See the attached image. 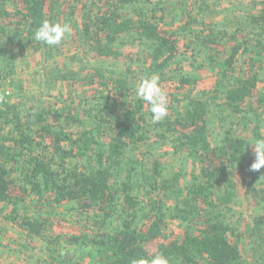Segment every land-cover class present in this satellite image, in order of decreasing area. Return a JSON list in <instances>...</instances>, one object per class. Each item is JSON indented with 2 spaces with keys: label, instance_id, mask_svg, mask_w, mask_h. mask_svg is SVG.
<instances>
[{
  "label": "trees",
  "instance_id": "obj_1",
  "mask_svg": "<svg viewBox=\"0 0 264 264\" xmlns=\"http://www.w3.org/2000/svg\"><path fill=\"white\" fill-rule=\"evenodd\" d=\"M61 1L11 0L12 16L0 6L2 81L11 77L16 48L24 52L30 44L48 59L61 51L64 41L48 46L32 39L44 20L60 22ZM80 1L81 33L101 54H112L122 37L131 36L145 56L144 76L158 74L165 81L176 74L183 87L197 81L196 70L211 69L217 78L212 94L208 102L191 95L174 97L173 102H185L183 111L153 123L149 105L136 96L130 65L106 67L85 77L73 70L57 75L94 85V93L81 99L79 107L64 102L39 108L29 97L11 101L6 98L12 91L2 96L0 84V216L30 240L45 238L51 223V211H26L30 199L46 202L52 211L70 207L88 218L90 231L49 235L53 238L47 255L41 256L43 264H88L85 257L92 264H130L133 258L157 253L170 264H264L259 213L251 216L245 233H238L229 221L240 189L256 198V186L264 184V167L249 170L254 161L249 144L264 137V92L258 89L257 74L252 75L264 50V0H255V12L239 29L243 36L230 35L234 43L227 51L217 49L222 36L192 29L196 17L191 16L181 26L191 37L184 43L193 56V71L187 72L179 59V31L162 23L161 0ZM195 1L205 13L213 0ZM3 15L10 19L5 21ZM240 57L249 67L245 80L238 77ZM211 116L225 126L229 123L217 146L209 138ZM236 116L252 124V139L235 133ZM152 132L163 137L175 155L183 154L181 160L191 165L185 173L188 179L147 155L154 148L146 139ZM260 197L255 212L264 208V190ZM170 220L182 227L176 236L164 233ZM245 234L251 242L249 258L247 247L240 244ZM160 240L154 250L149 248Z\"/></svg>",
  "mask_w": 264,
  "mask_h": 264
},
{
  "label": "rangeland",
  "instance_id": "obj_2",
  "mask_svg": "<svg viewBox=\"0 0 264 264\" xmlns=\"http://www.w3.org/2000/svg\"><path fill=\"white\" fill-rule=\"evenodd\" d=\"M161 1L164 7V11L161 12L163 13V25L179 31L181 46L179 59L180 63L183 64V72L193 71L191 66V60L193 59L192 53L184 47V43L191 39V37L187 33L189 31L188 29L181 28L191 16L195 15L194 17H196V20L190 24L192 29H205V31H213V33L222 36L217 49L222 50L225 47L227 51L231 44L234 43L230 35H235L238 32L240 36H243V32L239 29L244 27L243 25L247 22L249 13L255 12L256 9L254 7L255 0H213L210 9L205 13L198 11L195 0ZM81 4L80 0H62L59 3L57 19L60 23H70L72 32L66 36L61 51L57 53L56 57L48 59L44 51L37 50L30 44L27 45L24 52L16 48L14 63L11 68V77L9 81H3L1 84L2 96H6L5 89H10L12 95L6 99L11 101H19L22 98L29 97L34 102V105L39 108L50 106L51 104L60 105L64 102H76V106L79 107L78 104L81 99L89 97L94 93V85L82 81L73 83L70 80L71 78L67 80L56 78L57 75L60 76L64 71L67 73L69 70L76 71L80 77H85L88 73H93L98 70L104 71L106 67H124L130 65L131 69L134 70L135 85L139 82L145 74L143 71L147 65L145 56L139 50L137 42L131 36H124L120 39L119 47L112 54H101L100 50L94 48L93 43H87L83 32L81 33L83 30L80 10ZM0 6L12 16L15 5L11 0H0ZM7 17L9 16H2L5 21L10 19H7ZM25 42L27 43L26 38ZM259 60L260 67L255 69L252 75L257 74L259 77L258 89L264 92V50H262ZM3 69L4 66L0 62V71L2 72ZM195 73L198 77L197 81L183 87L180 85L178 75L176 74H170L166 76L167 79L165 81H160L161 86L168 93L169 104L173 103L168 108L169 116H174L178 112L183 111L185 105L183 101L182 103L178 101L173 102L174 97L178 100L182 99L184 95H191L195 99H205L207 101L208 96L212 94L213 86L217 79L214 71L201 67ZM248 74L249 67L245 62V57H243L238 63V77L245 80ZM18 84H21V86H18ZM147 110L149 111V108ZM262 112L263 123L261 130L264 134V106L262 107ZM149 116L151 118V112ZM238 119L239 116H236L235 123L233 124L235 125V133L252 139V124H246ZM219 121L218 118H213V116L209 120V138L215 146L220 143L222 132L229 126L228 122L225 126L223 122L220 123ZM5 130L7 131V129ZM146 137L149 143H154V148L147 155L159 158L169 165L171 172L178 171L184 174V180L188 179V175L185 173L191 165L188 161L181 160L183 154L175 155L171 145L163 137L157 136L154 132L148 134ZM240 175L243 176L242 173H238V176ZM240 181L242 180L240 179ZM263 190L264 184H258L256 186L258 197L254 198L252 194L245 192V188L240 189L237 203L234 207V213L229 220L234 222L238 228V233L240 231L245 233L248 230L253 214L259 213L258 217L264 222V208L255 212L258 206L257 201L262 202L260 196L263 195ZM34 199L29 200L26 208L27 212L36 215L40 213L47 214L51 211V223L47 227L46 237L39 240H30L21 232L17 225L11 224L2 218L1 215L0 264H43L41 256L47 255L49 251L48 246L51 245L49 240L53 238L49 236L50 234L65 236L87 232L92 228V223L88 218H84L85 216L79 211L69 209L70 207L67 208L65 206H60L56 211H52L46 202L41 205L35 202ZM163 229L165 234L176 236L181 232L182 227L179 221L170 220L168 225ZM161 241L151 244L149 248L154 250ZM250 243L247 235L240 241L243 248L247 247L244 250L249 251L248 255H246L248 258L250 256L249 254H251V250L249 249ZM26 244L29 245L28 248H25ZM85 261L88 264H92L89 258L85 257Z\"/></svg>",
  "mask_w": 264,
  "mask_h": 264
},
{
  "label": "clouds",
  "instance_id": "obj_3",
  "mask_svg": "<svg viewBox=\"0 0 264 264\" xmlns=\"http://www.w3.org/2000/svg\"><path fill=\"white\" fill-rule=\"evenodd\" d=\"M71 32L70 23L44 20L35 30L32 39L48 46H56L60 45ZM135 93L139 99L149 105L153 123L161 122L168 115L169 96L161 86L158 74L142 77L135 85ZM249 145L252 146L254 155L249 170L259 171L264 167V137L255 139ZM130 264H170V261L163 253H157L151 258H133Z\"/></svg>",
  "mask_w": 264,
  "mask_h": 264
},
{
  "label": "built area",
  "instance_id": "obj_4",
  "mask_svg": "<svg viewBox=\"0 0 264 264\" xmlns=\"http://www.w3.org/2000/svg\"><path fill=\"white\" fill-rule=\"evenodd\" d=\"M2 72L0 71V84H2ZM5 95H9V94H11V91H10V89H5Z\"/></svg>",
  "mask_w": 264,
  "mask_h": 264
}]
</instances>
